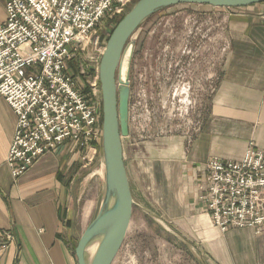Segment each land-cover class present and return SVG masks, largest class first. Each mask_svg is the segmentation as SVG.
<instances>
[{"label":"crops","instance_id":"crops-1","mask_svg":"<svg viewBox=\"0 0 264 264\" xmlns=\"http://www.w3.org/2000/svg\"><path fill=\"white\" fill-rule=\"evenodd\" d=\"M219 12L228 49L207 117L190 135L128 137L123 160L137 205L210 264H264V231L221 232L200 199L210 158L239 160L249 142L264 151V3ZM4 18L0 0V23ZM15 122L0 96V264H77L75 227L79 218L98 211L97 184L82 198L79 183L85 175L74 139L44 153L13 179L6 156Z\"/></svg>","mask_w":264,"mask_h":264},{"label":"built area","instance_id":"built-area-1","mask_svg":"<svg viewBox=\"0 0 264 264\" xmlns=\"http://www.w3.org/2000/svg\"><path fill=\"white\" fill-rule=\"evenodd\" d=\"M3 1L0 96L16 115L6 156L16 180L66 139L98 141L99 104L78 89L67 63L105 16L121 15L137 0ZM204 182L200 199L221 232L264 231V151L253 142L239 160L210 158Z\"/></svg>","mask_w":264,"mask_h":264},{"label":"rangeland","instance_id":"rangeland-1","mask_svg":"<svg viewBox=\"0 0 264 264\" xmlns=\"http://www.w3.org/2000/svg\"><path fill=\"white\" fill-rule=\"evenodd\" d=\"M132 5L121 15L105 16L89 42L79 45L67 63L78 89L91 102L99 104L101 121L100 57L111 30ZM220 9L223 8L197 4L170 6L148 17L131 35L133 46L130 50L128 47L122 59V73L128 72L129 89L128 133L122 137V143L128 137L190 135L207 117L228 49ZM187 48H191L194 58L188 70L181 61L186 58ZM184 51L186 54L181 55ZM190 72L193 74L187 77ZM82 141L79 135L77 143L83 166L80 173L85 175L79 183L80 190L85 198L88 192L95 191L97 184L99 209L104 193L101 131L98 141L80 145ZM133 201L126 235L112 264H210L191 243L163 229L154 213L137 205L136 199ZM96 212L97 209L90 218L78 219L74 245Z\"/></svg>","mask_w":264,"mask_h":264},{"label":"water","instance_id":"water-1","mask_svg":"<svg viewBox=\"0 0 264 264\" xmlns=\"http://www.w3.org/2000/svg\"><path fill=\"white\" fill-rule=\"evenodd\" d=\"M264 0H137L118 20L108 35L98 66L102 100L101 155L104 193L100 207L74 247L77 264H88L85 248L99 241L89 264H112L120 249L134 206L123 160L122 137L128 133V72L122 73V59L133 46L131 35L140 24L159 10L178 4L237 8ZM102 39V37H101Z\"/></svg>","mask_w":264,"mask_h":264},{"label":"bare ground","instance_id":"bare-ground-1","mask_svg":"<svg viewBox=\"0 0 264 264\" xmlns=\"http://www.w3.org/2000/svg\"><path fill=\"white\" fill-rule=\"evenodd\" d=\"M99 241H94L90 242L87 244L85 248V257H86V262L89 264L91 262V259L97 249Z\"/></svg>","mask_w":264,"mask_h":264},{"label":"flooded vegetation","instance_id":"flooded-vegetation-1","mask_svg":"<svg viewBox=\"0 0 264 264\" xmlns=\"http://www.w3.org/2000/svg\"><path fill=\"white\" fill-rule=\"evenodd\" d=\"M188 45H189V43H188ZM186 53H187V55L185 56L186 58L181 59V61H182V63L185 62V68L188 70V69L190 68V66L192 67L193 64L191 63V61H193L194 58L191 57V56H193V55H191V54H192L191 48H187V49H186ZM186 53H185V51H184L183 53H181V55H184V54H186ZM192 74H193V73L190 72V74H188L187 77H189V75H192ZM178 77H179V76H178ZM181 80H182V78H181Z\"/></svg>","mask_w":264,"mask_h":264},{"label":"trees","instance_id":"trees-1","mask_svg":"<svg viewBox=\"0 0 264 264\" xmlns=\"http://www.w3.org/2000/svg\"><path fill=\"white\" fill-rule=\"evenodd\" d=\"M98 146V148H99V145H97Z\"/></svg>","mask_w":264,"mask_h":264}]
</instances>
